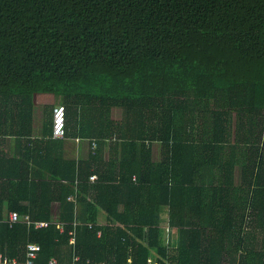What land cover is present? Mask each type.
I'll return each mask as SVG.
<instances>
[{
  "label": "trees",
  "instance_id": "obj_1",
  "mask_svg": "<svg viewBox=\"0 0 264 264\" xmlns=\"http://www.w3.org/2000/svg\"><path fill=\"white\" fill-rule=\"evenodd\" d=\"M26 93L60 99L67 134L96 155L70 161L64 142L36 139ZM12 117L0 133L28 130L32 154L0 153L16 170L0 186L10 259L36 243L35 264H264V0H0V123ZM55 203L47 227L2 222L4 209L52 220Z\"/></svg>",
  "mask_w": 264,
  "mask_h": 264
},
{
  "label": "crops",
  "instance_id": "obj_2",
  "mask_svg": "<svg viewBox=\"0 0 264 264\" xmlns=\"http://www.w3.org/2000/svg\"><path fill=\"white\" fill-rule=\"evenodd\" d=\"M22 102L24 104L32 105L34 107V115H33V119H34L33 130H34V133H33V135H35L36 139L44 138L45 140L43 142L44 143H49L48 139L52 140V138H51L52 132H51L50 137H48V133L50 131V127L47 128V123L49 122V118L50 117L52 118L53 109L57 105L61 104L62 101L60 99H58L57 97L53 96V95H41V94L26 93V94H24L22 96ZM46 105H49V106L53 107V109L51 108L52 109L51 110V116L48 115L47 118L39 119L38 111H39V109L41 107H45ZM52 120H53V118L51 119V124H52ZM14 121H15V124H17L18 117L16 118V120H15V117H12V119H7L5 122L2 121L0 123V127H2L3 130L6 129L8 131H12V130H14V126H15L14 125ZM28 132L29 131L27 130L26 137H22V138L11 137L12 133H9V132H5L4 134H6V135H2L0 133V153L3 154L4 156H6L9 159L21 160V157H22V160L25 161V157H23V156L28 157L29 155L32 154V153L26 154L25 148H24V146L26 145V142L28 141V138H29L28 137ZM30 140H34V139H30ZM62 142L65 143V146H64L65 158L70 160V161L71 160H75L77 162H85V161L88 160L89 155H92V156L96 155V153L94 154V152H93V144L94 143L98 144V142L95 141V140H93V141H85V140L75 139L72 130H69V135L67 134V138L64 141H62ZM41 148L45 149L47 156L51 157V158H53V156L58 153V150L53 148L52 146H50V144L43 145ZM97 148H98V146H97ZM96 152H97V150H96ZM39 155H37V153H35V155L32 156V158L37 163L42 162L39 158H37V157H39ZM108 155H109V152L106 153V158L109 159ZM33 170H38V169L35 168ZM89 171H90V173H89V175H90L89 176V182L91 184H96L98 182V174H97L98 173V164L95 163V162H91L90 166H89ZM14 173H16V170H8V169H6L5 166L2 164L1 158H0V176L3 178L4 174H14ZM92 176H95L97 178V182L96 183H92L90 181V178ZM4 181H5L4 178L0 179V186L2 185V183H4ZM74 201H76V199H74ZM55 211H56V213H54ZM11 212H14V211H11ZM2 213H3L2 217L5 218L10 212H8V211H6V209H4L2 211ZM59 213H60L59 205L55 203L53 205V207H52V220H58L59 219V217H58ZM26 216H29V215H25V216H22V217L24 218ZM4 218L2 219V222L4 221ZM99 219H100V222L102 224L108 222V220H106V219H108V217H106L104 213L100 214V218ZM18 224H26V223L25 222H20ZM78 224H79V222H78ZM161 228H162V230L164 232V244L168 248L169 247H173V243H174L173 235H175V233H174V230H171V234H170L167 211H162V214H161ZM165 236H166V238H165ZM166 239L169 240V241H167L168 244L166 242ZM2 254H4V253H2ZM4 255H6V254H4ZM75 256H79V255L75 254L74 258H75ZM74 258H73V260H74ZM73 260H72V262H73ZM101 264H104V263H101Z\"/></svg>",
  "mask_w": 264,
  "mask_h": 264
},
{
  "label": "built area",
  "instance_id": "obj_3",
  "mask_svg": "<svg viewBox=\"0 0 264 264\" xmlns=\"http://www.w3.org/2000/svg\"><path fill=\"white\" fill-rule=\"evenodd\" d=\"M66 125V116H65V109L63 105L59 104L53 109V120H52V135L51 138L53 141H64L66 139L67 130L65 128ZM97 144H93V152L96 153ZM92 183L97 182V178L92 176L90 178ZM69 201H73L72 198ZM4 222L9 225L10 227H14L20 222H25L29 227L35 226V228L39 229L42 227H47L51 223H54L55 220H41V221H34L30 216L22 217L18 212H10L7 217L4 219ZM58 227L60 228L61 232H63L64 227L61 223H57ZM74 225H78V222L75 221ZM89 228H93V224H88ZM72 238L70 239V243L72 245L75 244V237L74 233H70ZM102 235L101 230L98 232V237ZM40 246L36 243L30 244L27 250V258L24 262H21L18 259H9L6 255L0 253V264H35V261L38 257V253L40 252ZM48 264H92L89 259H82L79 256H75L72 263H61L56 258H51ZM150 264H154L150 261Z\"/></svg>",
  "mask_w": 264,
  "mask_h": 264
},
{
  "label": "rangeland",
  "instance_id": "obj_4",
  "mask_svg": "<svg viewBox=\"0 0 264 264\" xmlns=\"http://www.w3.org/2000/svg\"><path fill=\"white\" fill-rule=\"evenodd\" d=\"M51 108L53 109V107L49 106V105H46L45 107H41L38 111L39 119L47 118L48 115L51 116V110H52ZM114 117L116 120H119L120 118H122V112L120 110H116L114 112ZM161 150H162V148H161L160 144H153V152H154L153 158H154L155 162L159 163V161L161 159ZM54 213H56V211ZM165 238H166V236H165ZM167 241H169V240L166 239V242ZM167 244H168V242H167ZM250 262H251V259H250L249 263ZM252 263L258 264L257 259L253 258Z\"/></svg>",
  "mask_w": 264,
  "mask_h": 264
},
{
  "label": "clouds",
  "instance_id": "obj_5",
  "mask_svg": "<svg viewBox=\"0 0 264 264\" xmlns=\"http://www.w3.org/2000/svg\"><path fill=\"white\" fill-rule=\"evenodd\" d=\"M6 217H7V216H6ZM6 217H5V218H6ZM5 218H4V219H5ZM46 221H48V220H46ZM3 223H5V222L3 221ZM5 224H6V223H5ZM7 226H9V225H7ZM15 226H16V225H15ZM9 227H10V226H9ZM63 227H64V226H63ZM10 228H12V227H10ZM59 229H60V228H59ZM60 232H61V230H60ZM63 232H64V230H63ZM61 233H62V232H61ZM129 263H130V262H129Z\"/></svg>",
  "mask_w": 264,
  "mask_h": 264
}]
</instances>
